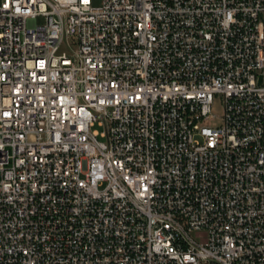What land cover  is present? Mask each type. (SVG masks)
I'll list each match as a JSON object with an SVG mask.
<instances>
[{
  "label": "built area",
  "instance_id": "1",
  "mask_svg": "<svg viewBox=\"0 0 264 264\" xmlns=\"http://www.w3.org/2000/svg\"><path fill=\"white\" fill-rule=\"evenodd\" d=\"M0 264H264V0H0Z\"/></svg>",
  "mask_w": 264,
  "mask_h": 264
},
{
  "label": "rangeland",
  "instance_id": "2",
  "mask_svg": "<svg viewBox=\"0 0 264 264\" xmlns=\"http://www.w3.org/2000/svg\"><path fill=\"white\" fill-rule=\"evenodd\" d=\"M100 4V1H97L95 2V5H99ZM37 24L38 25H43L44 24V19L42 18H39L38 21H37ZM74 50H76V47H69L67 45H64L63 48H62V51L64 52H67L68 54H72L74 52ZM212 110H213V113L215 115H217L219 118H221L222 114H223V103H222V100L220 98H216L215 99V102L212 106ZM102 128L98 125V124H95V126L93 127L92 131L93 132H102Z\"/></svg>",
  "mask_w": 264,
  "mask_h": 264
}]
</instances>
